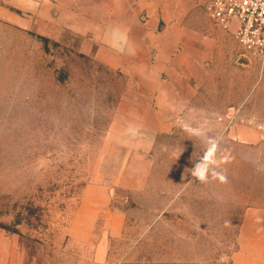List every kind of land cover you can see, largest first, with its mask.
Instances as JSON below:
<instances>
[{
    "label": "rangeland",
    "instance_id": "rangeland-1",
    "mask_svg": "<svg viewBox=\"0 0 264 264\" xmlns=\"http://www.w3.org/2000/svg\"><path fill=\"white\" fill-rule=\"evenodd\" d=\"M14 1L0 0V264H238L242 220L264 210V65L241 50L237 73L134 77L97 29Z\"/></svg>",
    "mask_w": 264,
    "mask_h": 264
},
{
    "label": "crops",
    "instance_id": "crops-1",
    "mask_svg": "<svg viewBox=\"0 0 264 264\" xmlns=\"http://www.w3.org/2000/svg\"><path fill=\"white\" fill-rule=\"evenodd\" d=\"M211 1L16 0L14 3L33 13L63 14L66 23L71 22L68 25L71 28L97 29L102 42L114 53L121 50L126 53L122 60L129 62L134 77L197 78L209 73L210 69L204 66L207 61H224L237 73L232 66L242 59L241 47L232 30L217 28L209 19L206 6ZM154 47L157 48L153 56ZM172 86L168 92L175 94ZM240 236L243 248L236 255L238 264H264V210L245 214Z\"/></svg>",
    "mask_w": 264,
    "mask_h": 264
},
{
    "label": "built area",
    "instance_id": "built-area-1",
    "mask_svg": "<svg viewBox=\"0 0 264 264\" xmlns=\"http://www.w3.org/2000/svg\"><path fill=\"white\" fill-rule=\"evenodd\" d=\"M206 11L215 26L232 30L244 57L264 65V0H212Z\"/></svg>",
    "mask_w": 264,
    "mask_h": 264
},
{
    "label": "water",
    "instance_id": "water-1",
    "mask_svg": "<svg viewBox=\"0 0 264 264\" xmlns=\"http://www.w3.org/2000/svg\"><path fill=\"white\" fill-rule=\"evenodd\" d=\"M237 63L245 67L249 65L248 61L245 59H240Z\"/></svg>",
    "mask_w": 264,
    "mask_h": 264
}]
</instances>
